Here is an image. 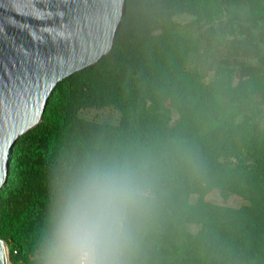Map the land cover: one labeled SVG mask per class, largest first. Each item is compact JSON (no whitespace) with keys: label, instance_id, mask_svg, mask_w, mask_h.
I'll use <instances>...</instances> for the list:
<instances>
[{"label":"trees","instance_id":"obj_1","mask_svg":"<svg viewBox=\"0 0 264 264\" xmlns=\"http://www.w3.org/2000/svg\"><path fill=\"white\" fill-rule=\"evenodd\" d=\"M96 162L131 166L151 191L134 264H264V0H125L110 49L57 81L13 143L10 261L39 264L60 190ZM213 188L243 202L205 198Z\"/></svg>","mask_w":264,"mask_h":264},{"label":"water","instance_id":"obj_2","mask_svg":"<svg viewBox=\"0 0 264 264\" xmlns=\"http://www.w3.org/2000/svg\"><path fill=\"white\" fill-rule=\"evenodd\" d=\"M124 7L125 0H0V187L15 139L39 121L57 81L110 49Z\"/></svg>","mask_w":264,"mask_h":264},{"label":"clouds","instance_id":"obj_3","mask_svg":"<svg viewBox=\"0 0 264 264\" xmlns=\"http://www.w3.org/2000/svg\"><path fill=\"white\" fill-rule=\"evenodd\" d=\"M152 195L131 166L96 162L60 190L39 264H134Z\"/></svg>","mask_w":264,"mask_h":264},{"label":"rangeland","instance_id":"obj_4","mask_svg":"<svg viewBox=\"0 0 264 264\" xmlns=\"http://www.w3.org/2000/svg\"><path fill=\"white\" fill-rule=\"evenodd\" d=\"M230 7L231 8H245L246 4H243V3L232 4V5H230ZM188 17H189V15L186 13H180V14L174 15V19L178 20V21L186 20ZM79 113L84 117L93 118V119L99 120V121H107V122H115L117 117H118V113L109 107H100V108L90 107V108H86L84 110H81ZM205 198H207L213 202L225 203V204H229V205H238V204L243 202V199L239 195L234 194V193H228L226 195H221L216 188H213L210 191H208L205 194ZM189 199L193 200L194 195H191ZM195 227H196L195 224L187 223V228L189 230H194ZM6 250H7V247H6ZM7 264H22V263H20L18 261H16V262L10 261L8 259V255H7Z\"/></svg>","mask_w":264,"mask_h":264}]
</instances>
